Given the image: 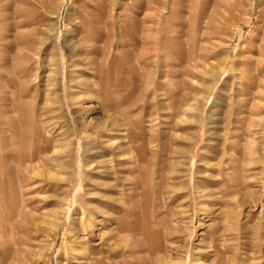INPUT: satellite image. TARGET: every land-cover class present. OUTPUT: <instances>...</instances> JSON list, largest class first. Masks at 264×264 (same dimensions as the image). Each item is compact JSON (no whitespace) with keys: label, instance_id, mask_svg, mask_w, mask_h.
I'll use <instances>...</instances> for the list:
<instances>
[{"label":"rangeland","instance_id":"rangeland-1","mask_svg":"<svg viewBox=\"0 0 264 264\" xmlns=\"http://www.w3.org/2000/svg\"><path fill=\"white\" fill-rule=\"evenodd\" d=\"M81 253L264 264V0H0V264Z\"/></svg>","mask_w":264,"mask_h":264},{"label":"bare ground","instance_id":"bare-ground-1","mask_svg":"<svg viewBox=\"0 0 264 264\" xmlns=\"http://www.w3.org/2000/svg\"><path fill=\"white\" fill-rule=\"evenodd\" d=\"M198 197V196H197ZM86 219V218H85ZM82 228L84 229V225L82 226ZM88 234V233H87ZM134 247V246H133ZM82 249V248H81ZM132 250V249H131ZM90 256V255H89ZM88 257H87V255L86 254H79L78 255V260H79V262H78V264H86L85 262H88ZM77 260V261H78ZM92 264V263H91ZM93 264H100V262H93Z\"/></svg>","mask_w":264,"mask_h":264}]
</instances>
